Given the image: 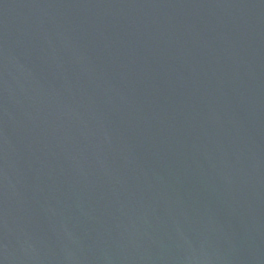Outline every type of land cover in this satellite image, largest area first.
<instances>
[{
	"label": "water",
	"instance_id": "obj_1",
	"mask_svg": "<svg viewBox=\"0 0 264 264\" xmlns=\"http://www.w3.org/2000/svg\"><path fill=\"white\" fill-rule=\"evenodd\" d=\"M7 1L20 11L25 22L31 19L36 21L30 33L39 40L43 30L39 24L42 12L72 0H0V3ZM110 1L122 5L125 15L131 19L127 27L132 30L146 29L144 42L148 45V51H155L158 55L166 52L161 37L153 40L158 33L155 25L165 23L160 21L159 15L158 18H152L153 14H158L157 11L145 6L144 0ZM188 1L180 0V8L166 13L164 18L179 16ZM196 1L202 5L206 3L205 0ZM242 2L237 1L238 4ZM113 9L118 10V7L113 6ZM241 10L242 6L238 15ZM224 11L225 8L220 16ZM60 12L67 15V12ZM103 15V10L95 13L97 19ZM254 19L259 20L258 17ZM235 22L241 34H245L247 26L238 18ZM25 25L2 22L0 30L6 35L13 30L12 40L16 42L19 34L25 33ZM62 27L67 28V25ZM227 27V24H223L217 29L226 30ZM59 31H67L71 35L73 33L81 42L78 59L74 57L75 51L71 50L75 46L73 42L69 49L64 50L66 57L61 58L67 65L77 63L76 67L81 74L79 83L71 87L57 73L64 84L58 87L72 89V95L66 94V98L72 99V105L82 115L99 118L103 131L99 130L96 135L113 132L112 138L119 134L123 141L114 150L116 159L108 163L105 172L98 173L104 175V183L97 178L89 181L95 173L94 168L80 158H75L64 172L82 182L89 181L84 188L80 183L79 189H83V193L79 197L100 185L101 197L106 195L109 188L107 197L115 209H124L130 201H133L132 206H136L127 209L129 221L125 226L121 220L106 213L104 226L99 227L97 222L95 225V212L99 211L98 205L94 206L93 203L97 201L96 198H92L93 202L88 199L84 204L76 203L72 212L66 215H57L59 223L56 220L47 222V218L56 215L58 210L42 206L40 211L34 213L32 208L25 205L29 192H22L17 199L24 205L26 213L15 219L6 209L5 203L9 200H5V189L0 187V226L11 225L18 231L17 246L9 251L2 264H26L24 255L28 252H35V255L32 259H26L27 263L34 260L39 264H90L86 247L82 239L77 237L82 234L93 239L95 247L101 248L105 243L112 249V258L108 261L97 259V264H264V112L254 102L264 96V79L259 77L258 69L253 67L254 73L244 77L237 70L228 74L223 70L222 78L210 81L217 79L216 73L210 68L206 80L201 81L192 75L185 78L186 67L176 62L180 81L174 78V81L167 82L162 77V60L154 72L146 62L140 60H135L127 68L121 67L118 62L110 65L111 60H108L107 69L93 73L89 65L99 62V59L96 55H91L93 62L88 59L91 49L89 42L84 40L86 31L80 29L79 25L73 28L72 24H69L68 29ZM110 37L108 29L107 38ZM152 42L154 48H151ZM217 43L223 47L226 39H218ZM32 44L36 46L35 42ZM102 45L109 47L110 44ZM207 45L208 42L204 40L202 45L191 47L209 64L212 58L206 49ZM22 47H26L25 41ZM226 48L216 49L215 52L221 53ZM8 57L9 51L0 58V75ZM182 58L181 52L179 59ZM234 58L235 54L223 57L221 67L225 60L228 59L229 63ZM43 63L48 67L54 65V61L47 55ZM235 63L231 62L233 69H236L233 66ZM53 75L45 73V79H39L38 86L43 90L41 82L51 80ZM248 90L249 94L243 97ZM3 99L4 95L0 101H5ZM8 103L13 105V109L21 110L14 102ZM29 104L37 105L39 112L44 107L40 97L34 98ZM73 106L69 105L67 110H72ZM59 110L62 112V108ZM86 122L90 123L91 120ZM19 124L21 128L18 135L30 134L34 127L31 118L25 119L24 123L12 122L9 114L0 109V128ZM160 129L165 131L161 133L158 131ZM191 129L198 131L196 133L199 136L194 138L200 139L198 145L186 139ZM166 131L172 137L168 138L172 141L169 144H165L162 138ZM139 133L150 135L146 142L147 149L138 147ZM241 153L245 159L241 161H247L242 164L247 166L234 174ZM103 156V151L97 153V158ZM172 158L177 163H172ZM256 158H262L263 161ZM241 171H247V174ZM179 192L182 193L181 198ZM55 201L62 202L60 198ZM84 211H90L92 226L88 229L90 219L78 215ZM65 217L76 219L75 229L68 228ZM256 218L260 219L258 223H250ZM120 221L125 231L115 230ZM49 223L57 226L56 236L51 232ZM256 224L257 228L251 227ZM125 234L127 242L120 240ZM10 237L0 235V243H14L15 240ZM54 240L60 242L56 247ZM30 242L37 248H30ZM245 255L246 261L243 260Z\"/></svg>",
	"mask_w": 264,
	"mask_h": 264
}]
</instances>
